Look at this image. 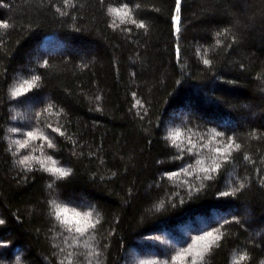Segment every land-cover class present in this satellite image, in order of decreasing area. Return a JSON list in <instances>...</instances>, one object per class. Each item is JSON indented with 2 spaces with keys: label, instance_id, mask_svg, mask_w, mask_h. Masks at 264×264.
Returning <instances> with one entry per match:
<instances>
[{
  "label": "trees",
  "instance_id": "obj_1",
  "mask_svg": "<svg viewBox=\"0 0 264 264\" xmlns=\"http://www.w3.org/2000/svg\"><path fill=\"white\" fill-rule=\"evenodd\" d=\"M122 2L0 0V264H264V0Z\"/></svg>",
  "mask_w": 264,
  "mask_h": 264
},
{
  "label": "snow or ice",
  "instance_id": "obj_2",
  "mask_svg": "<svg viewBox=\"0 0 264 264\" xmlns=\"http://www.w3.org/2000/svg\"><path fill=\"white\" fill-rule=\"evenodd\" d=\"M104 0H101V3L103 4ZM64 5H68L70 3V0H63ZM71 3L73 5V7L75 6V0H71ZM129 5H132L134 8H139V4H137L135 2V0H123L122 3H119L118 6H114V7H110L109 11L116 14L118 17L122 18V19H128L130 17L133 16V11L132 8L129 7ZM181 9V5H180V0H177L176 3V11L179 12ZM62 15H66L67 13H61ZM180 16H175L174 20L177 23V31H179V23H180ZM130 23L133 25H136L137 27H146L145 25V21L143 19H140L139 21H137L135 18L130 19ZM0 25L7 27L8 26V22L6 20L0 19ZM129 31H131L129 29ZM217 43H219V41H217ZM45 63H47V61H45ZM204 63H209L208 60H205ZM40 80L39 76H33L30 80L25 81V84H27V87H24L23 85L19 86L18 88H14L12 90V95L13 97H20L22 94L28 93L30 89L33 88L34 84H36V82H38ZM31 97H27L25 96V99H30ZM23 101H17V103H22ZM49 128H52V125H48ZM11 131L13 133L16 132H21L22 133V129L21 128H12ZM55 132H60L61 129L59 127L54 129ZM43 135V134H41ZM176 135H179V133H176ZM224 133H216V136H223ZM27 137H31V138H35L34 137V132L33 131H28L27 132ZM44 140L48 141L49 145H51L52 147H55L54 145L51 144V140L49 139V136L47 135H43ZM215 138V137H213ZM233 145V139L232 137H227V143L225 145L224 148H220L217 147L216 148V152L217 153H224V158L227 159L228 158V154L231 151ZM20 147H26V144L21 143ZM236 147L238 148L239 145H236ZM190 151V149H189ZM49 160H52V157H48ZM28 160V157L25 156L23 160L20 161L21 164H24L25 167H27L26 161ZM53 166L48 167L45 166V170L49 171L50 173L53 174H58L59 177H63L67 175V172L58 166H55L56 162L52 161ZM217 168H219V165H216ZM67 171H71V169H68ZM242 186V185H241ZM50 187H52L50 185ZM229 192H224V193H220V195L222 196H227L229 195ZM234 194V193H232ZM53 204H55V201H53ZM58 211L55 213L57 216H60L61 214L64 215L65 219L67 220L68 224H72L73 222L75 223V230L76 232L84 235L87 234L89 229L94 227V225L92 224V222L88 219V216L90 215V213H85L84 214V218L83 219H78V217L80 216L79 213H75L72 218L69 220L67 219V209L65 208H60L57 205ZM233 219H236V217H233ZM4 221L0 220V224H2ZM207 236H211L212 233L208 232L206 233ZM2 254V253H0ZM240 260L244 259V256H240L239 257Z\"/></svg>",
  "mask_w": 264,
  "mask_h": 264
},
{
  "label": "rangeland",
  "instance_id": "obj_3",
  "mask_svg": "<svg viewBox=\"0 0 264 264\" xmlns=\"http://www.w3.org/2000/svg\"><path fill=\"white\" fill-rule=\"evenodd\" d=\"M31 106H26L25 109L27 110V112L30 110ZM130 261L135 259V254L133 252L130 253Z\"/></svg>",
  "mask_w": 264,
  "mask_h": 264
}]
</instances>
